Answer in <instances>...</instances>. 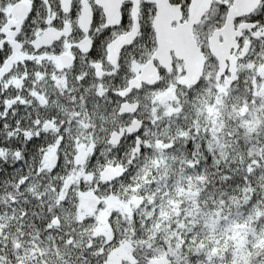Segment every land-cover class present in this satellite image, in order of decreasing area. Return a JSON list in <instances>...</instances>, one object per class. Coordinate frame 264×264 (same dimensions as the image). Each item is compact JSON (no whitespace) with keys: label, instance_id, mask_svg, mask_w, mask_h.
<instances>
[{"label":"snow or ice","instance_id":"6c2138e0","mask_svg":"<svg viewBox=\"0 0 264 264\" xmlns=\"http://www.w3.org/2000/svg\"><path fill=\"white\" fill-rule=\"evenodd\" d=\"M0 264H264V0H0Z\"/></svg>","mask_w":264,"mask_h":264},{"label":"trees","instance_id":"16d2710c","mask_svg":"<svg viewBox=\"0 0 264 264\" xmlns=\"http://www.w3.org/2000/svg\"><path fill=\"white\" fill-rule=\"evenodd\" d=\"M0 124H2V122H0Z\"/></svg>","mask_w":264,"mask_h":264}]
</instances>
